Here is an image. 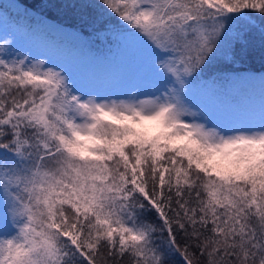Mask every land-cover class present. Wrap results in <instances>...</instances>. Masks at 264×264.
Segmentation results:
<instances>
[{
	"label": "snow or ice",
	"instance_id": "obj_1",
	"mask_svg": "<svg viewBox=\"0 0 264 264\" xmlns=\"http://www.w3.org/2000/svg\"><path fill=\"white\" fill-rule=\"evenodd\" d=\"M43 7L0 0V264H264V0Z\"/></svg>",
	"mask_w": 264,
	"mask_h": 264
},
{
	"label": "trees",
	"instance_id": "obj_2",
	"mask_svg": "<svg viewBox=\"0 0 264 264\" xmlns=\"http://www.w3.org/2000/svg\"><path fill=\"white\" fill-rule=\"evenodd\" d=\"M5 3H13L14 0H4ZM24 3L28 4L31 8H33L36 12L43 13V15L48 16L50 19L59 18L64 19V10L58 8H45L43 4L45 0H23ZM59 2V0H48V3ZM9 21H13V19H9ZM23 24V21H21ZM97 48L103 49L104 45L97 43ZM251 69L254 72H259L261 69V63L259 57L255 59V61L250 64Z\"/></svg>",
	"mask_w": 264,
	"mask_h": 264
},
{
	"label": "rangeland",
	"instance_id": "obj_3",
	"mask_svg": "<svg viewBox=\"0 0 264 264\" xmlns=\"http://www.w3.org/2000/svg\"><path fill=\"white\" fill-rule=\"evenodd\" d=\"M13 23H14V21H8V25H9V26H12ZM2 24H3V21H0V25H2Z\"/></svg>",
	"mask_w": 264,
	"mask_h": 264
}]
</instances>
